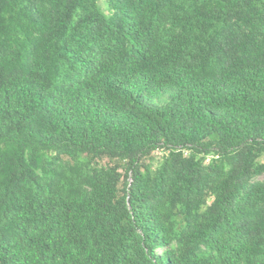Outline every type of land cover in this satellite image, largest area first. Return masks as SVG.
I'll list each match as a JSON object with an SVG mask.
<instances>
[{
  "label": "trees",
  "instance_id": "1",
  "mask_svg": "<svg viewBox=\"0 0 264 264\" xmlns=\"http://www.w3.org/2000/svg\"><path fill=\"white\" fill-rule=\"evenodd\" d=\"M0 264H264V0H0Z\"/></svg>",
  "mask_w": 264,
  "mask_h": 264
}]
</instances>
